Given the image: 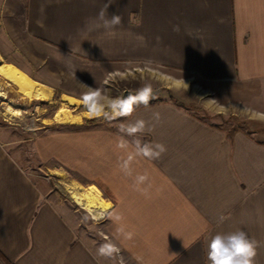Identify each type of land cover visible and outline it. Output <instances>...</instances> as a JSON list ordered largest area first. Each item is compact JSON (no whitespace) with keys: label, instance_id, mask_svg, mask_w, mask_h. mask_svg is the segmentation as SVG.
<instances>
[{"label":"crops","instance_id":"1","mask_svg":"<svg viewBox=\"0 0 264 264\" xmlns=\"http://www.w3.org/2000/svg\"><path fill=\"white\" fill-rule=\"evenodd\" d=\"M107 3L4 0L0 47L17 67L6 64L37 83L79 88H99L104 78L130 72L121 69L126 65H149L200 80L223 103L264 106V0H112L108 18L122 17L112 29L98 19ZM206 104L194 110L157 94L121 121L155 123L160 115L138 138L163 143L167 152L132 165L134 174L149 173L147 196L119 170V129L49 133L38 151L77 173L85 190L94 187L109 204L107 217L122 214L135 235L119 246L139 264H208V237L237 230L258 242L255 264H264V119L230 130L201 114ZM10 144L0 138L1 253L14 264H106L77 238ZM108 221L114 236L117 225Z\"/></svg>","mask_w":264,"mask_h":264},{"label":"rangeland","instance_id":"2","mask_svg":"<svg viewBox=\"0 0 264 264\" xmlns=\"http://www.w3.org/2000/svg\"><path fill=\"white\" fill-rule=\"evenodd\" d=\"M3 1L0 0V9ZM7 53L0 47V63L12 64L8 61ZM121 69L130 72L115 77H106L103 79V86L97 85L109 97H121L126 90L139 89L145 84H150L152 89H155L154 96L157 94L166 95L194 110H196L195 104L204 106L209 101V105L206 104L208 110L203 108L204 111H200L201 114L210 119H217L216 121L220 125L230 130L236 129L238 125L250 129L251 121L257 118L264 119V106L262 108L259 106L257 109L256 105L252 103H247L246 106L223 103L220 97L208 93L204 88L206 85L196 78L187 75L179 76L172 71L149 65H126ZM40 84L51 91L52 95L48 99L24 96L13 83L0 75V138L11 143L8 149L11 150L22 168L42 184L48 192V196L75 229L77 238L82 240L97 255V248L104 242L105 238L111 239L113 237L107 216L99 214L98 216L103 215L105 218L93 220L94 215L73 201L71 198L73 190L70 188H74L76 184V192H84L85 186H80L84 183L79 182L77 173H71L65 170L61 164L49 161L46 153L38 151L37 145L46 146L49 133L55 132L57 134L72 128L102 125L119 129L123 118L109 121L102 116L85 117L84 113L87 110L82 104L69 105L62 100V97L67 95L81 101L79 98L87 90L85 87H74L68 83H60L53 87V85L47 84V79ZM87 86L97 88L91 85ZM62 105H65L75 116L81 118L83 116L80 122L58 124L55 116L58 110L64 107ZM78 186L83 189L78 190ZM65 188L69 190L67 191ZM121 255L124 264H139L122 248ZM5 258L0 255V264H14ZM102 259L106 264H114L111 260ZM115 264H119L118 259Z\"/></svg>","mask_w":264,"mask_h":264},{"label":"clouds","instance_id":"3","mask_svg":"<svg viewBox=\"0 0 264 264\" xmlns=\"http://www.w3.org/2000/svg\"><path fill=\"white\" fill-rule=\"evenodd\" d=\"M112 3L105 4L98 13V19L102 21L105 29H112L122 22L120 15H112L108 18L107 9ZM173 31L179 32V26L174 25ZM109 36H114L115 32H108ZM87 89L81 96L83 106L91 117H103L112 121L118 118L131 117L139 105L148 106L150 101L154 99V93L150 84L136 90L135 94H129L123 97H109L107 93L100 88H93L84 85ZM155 123H150L145 119L139 118L132 122L121 123L116 147L124 152L118 167L125 177L132 179L134 191L141 195L147 196L151 188L150 176L147 171L143 173H135L132 165L139 159L156 160L167 152V147L159 142H142L138 136H142L146 132L150 133L160 121L159 113H154ZM125 137L132 138L131 141ZM103 215L93 216V220L103 219ZM117 226L114 236L109 239L105 238L104 242L97 248V256L106 258L119 264H124L121 255V241H129L134 237V232L127 230V226L122 222L123 216L120 212L112 211L108 213V217ZM221 217V221H223ZM259 245L254 239L249 238L244 230L237 231H221L211 234L207 239V260L208 264H255L257 249ZM172 255H176L175 253Z\"/></svg>","mask_w":264,"mask_h":264},{"label":"bare ground","instance_id":"4","mask_svg":"<svg viewBox=\"0 0 264 264\" xmlns=\"http://www.w3.org/2000/svg\"><path fill=\"white\" fill-rule=\"evenodd\" d=\"M0 75L3 76V78L10 81L11 83H13L18 88L19 92H21L26 97H29V98L34 97V98L45 100V99H48L52 95L51 91L48 90L45 86H42L41 84L33 81L32 79L27 77L24 73H22L21 71H19L16 67L12 65H9L6 63H0ZM62 100L69 105H75V104L83 105L81 101L73 97L66 96V95L62 97ZM62 106L66 107L65 105H62ZM64 107L58 110L55 116V119L58 122V124L59 123H62V124L63 123H70V124L79 123L80 119L83 118V116L82 118L80 116H75L67 109V107L66 109H64ZM84 115L85 117L86 116L89 117L87 112L84 113ZM76 187L77 186L75 184L74 188L72 187L70 188V190H73L71 192V198L77 205L87 210L89 213H91L94 216H98L99 214L105 213V211L109 207V204L101 200L102 198H100L99 192L94 187H90L84 190V192H76L75 190ZM82 189L80 188V186H78V190H82Z\"/></svg>","mask_w":264,"mask_h":264},{"label":"water","instance_id":"5","mask_svg":"<svg viewBox=\"0 0 264 264\" xmlns=\"http://www.w3.org/2000/svg\"><path fill=\"white\" fill-rule=\"evenodd\" d=\"M129 94H135V91H132V90H126V91L123 92V94L121 95V97H123V96H127V95H129Z\"/></svg>","mask_w":264,"mask_h":264},{"label":"trees","instance_id":"6","mask_svg":"<svg viewBox=\"0 0 264 264\" xmlns=\"http://www.w3.org/2000/svg\"><path fill=\"white\" fill-rule=\"evenodd\" d=\"M0 255L3 257V258H5V256L1 253V251H0ZM6 259V258H5Z\"/></svg>","mask_w":264,"mask_h":264}]
</instances>
